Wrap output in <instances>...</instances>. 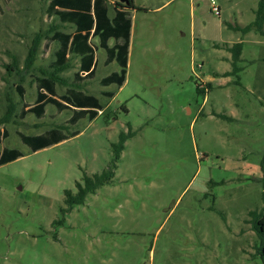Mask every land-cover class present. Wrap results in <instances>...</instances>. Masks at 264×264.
Returning a JSON list of instances; mask_svg holds the SVG:
<instances>
[{"label":"rangeland","instance_id":"374dc122","mask_svg":"<svg viewBox=\"0 0 264 264\" xmlns=\"http://www.w3.org/2000/svg\"><path fill=\"white\" fill-rule=\"evenodd\" d=\"M133 1L125 84L99 85L119 71L103 65L99 47L95 79L80 90L102 112L33 152L16 130L38 134L71 116L48 105L43 119L18 118L35 98L36 69L51 59L43 39L24 70L48 28L49 0H0V150L23 154L0 166V264H264L248 215L264 208V36L229 28L250 24L258 0ZM236 43L240 70L223 76ZM129 132L112 183L63 212L64 191L101 173Z\"/></svg>","mask_w":264,"mask_h":264},{"label":"trees","instance_id":"16d2710c","mask_svg":"<svg viewBox=\"0 0 264 264\" xmlns=\"http://www.w3.org/2000/svg\"><path fill=\"white\" fill-rule=\"evenodd\" d=\"M104 0H54L50 4V8H54L55 5L64 6L70 8L72 11L67 13H60L59 17L68 22H72L76 26V33L71 38L69 35L61 34L59 43L62 44V50L57 54V60L53 63L52 71L47 73L48 78L40 79L38 81V86H44V88L50 93L54 92V84L58 79V74L67 68L66 65V51L67 46L70 48L74 47L77 49L79 46H85L87 51H85L84 56H89L93 59L92 45L88 43L89 32L93 27V35H95L99 40V46L102 47L107 52L108 63L115 60L120 71L118 73H112L101 81L102 86H109L110 84H116L118 87L122 86L126 78V66L128 59V50L130 42V29H131V16L127 11L115 9V14L112 19L108 18V7ZM123 4H127L124 6ZM106 5V6H104ZM115 7H124L128 9L135 10V5L133 0H126L125 3L116 2ZM90 9H93V15H90ZM50 14V13H49ZM234 30H239L243 34L254 31L264 36V0H258V6L255 11L254 20L244 26V27H232ZM84 32V33H82ZM60 35V34H59ZM43 38L41 33H37L32 40V44L29 48L26 60L25 69L33 64L37 49L40 46V42ZM113 40L112 45L108 46V41ZM92 51H91V50ZM228 52L231 54V65L232 70L223 73V76H229L236 74L240 69L237 68V62L240 59L242 52V43H236L231 47H227ZM92 61V60H91ZM91 62H86L82 59L80 65V70H87L86 77L93 78L94 70H90ZM78 75V74H77ZM104 96L108 99L112 98L114 94L112 92H106ZM47 105H52L56 108L58 112L65 110H72L74 114L68 120L70 125H74L78 120L83 118H88V120H93L98 116V112L103 110L102 104L99 100L88 94H84L76 89H69L66 91L65 95H62L60 99H55L49 97L44 100L43 95L39 94L36 103L26 110H22L19 119H23L26 115L32 114L37 118L42 117ZM218 117H223L216 115ZM66 127H58L53 129L51 132L35 137L24 136L23 134H18L20 139L25 143L34 141L35 148L33 151H37L46 147L58 144L66 139L67 136L63 133ZM78 133L73 132L71 136L74 137ZM128 134L121 133L119 135V140L117 143L111 145L112 155L107 167L98 174H93L91 177L84 175L81 182L75 183L76 192L72 193L69 190L64 191V201L67 208L63 212L70 211L73 206L82 204L85 198L89 194H94L97 189L104 185L112 183V179L115 175V170L117 169V163L120 159V154L123 151L124 143ZM39 146V147H37ZM6 153V155H5ZM23 155L15 150H4L1 158V163L5 164L16 160ZM260 169L262 173V185L264 187V156L260 162ZM264 200V191H263ZM250 222L252 229L260 241V247L257 248V253L264 258V208L260 212L251 211L249 212Z\"/></svg>","mask_w":264,"mask_h":264},{"label":"crops","instance_id":"0c3cea01","mask_svg":"<svg viewBox=\"0 0 264 264\" xmlns=\"http://www.w3.org/2000/svg\"><path fill=\"white\" fill-rule=\"evenodd\" d=\"M52 1H54V0H49V3L47 5V9H46V21L48 22L49 25H48V28L46 29V31H44V32L41 33L43 35L42 40L44 39V41H43L44 44H43V48L40 49L41 54L47 55V54H49V52H51V59L48 61V63L45 64V66L38 67L36 69V74L33 75V77H32L33 83H34V86H35V91H36L35 98H34V100L31 103H25V102L22 103L21 108L19 110L18 118H19V115H20V113H21L22 110H26V109H28L29 107L33 106L36 103L39 94L43 95V99L44 100L48 99L49 97H53L55 99H60L61 96L62 95H65L66 94V91L69 90V89H76V90H78L80 92H83L82 90H80V88H83L84 87L83 89H87L88 90L89 87H90V85L92 84V81L95 79V73H96V68H97V57L96 56H97L98 48L100 46H99V40H98V38L95 35H93V27H92V29L89 32L88 43H90V45H92L91 48L93 50V59H91L89 56H84L85 51H87V48L85 46H79V47H77V49H75L74 47L70 48L69 46H67V51H66V56H65L67 68L64 71L60 72L57 75L58 76V79L56 80V82L54 84V92L55 93L50 94L44 88V86H38V81L40 79L48 78L47 73L49 71H52L53 70L52 69V66H53V63H55L56 60H57V54L60 52V50H62V44L59 43V41H60L59 38H61V34L69 35L70 36V40H71V38L76 33V26L72 22L64 21V20H62L59 17V14L60 13L61 14L62 13H67V12H70L72 10L70 8H68V7L59 6V5H55L54 8H50V4L52 3ZM115 3L116 2H113L112 0H104V3H102V4H106L107 6L106 5H104V6L108 7V18L109 19H112L113 18L114 14H115V9L122 10V11H127V12L130 13V10L131 9L124 8V7H115V5H114ZM123 5L124 6H127V4H123ZM89 13H90V15H92V17L94 19L93 9H90V12ZM82 33H84V32H82ZM131 34H132V17H131L130 41H131ZM112 41L113 40H109L108 41V46L109 47L112 45V43H114ZM100 48H102V47H100ZM129 48H130V42H129ZM82 59L85 60L86 62H89V61L91 62L90 70H94V76H93V78H90L89 79V78L86 77V74L88 73L87 70H80L79 71L80 65L82 63ZM128 60H129V50H128L127 66H128ZM113 62H115L117 64V66L119 67L118 63L115 60H113L112 62L108 63V60H107V52L105 51V58H104V61H103V65L104 66H108V65H110ZM127 66H126V74H127ZM70 70H73V71L70 73V75H68L67 72H69ZM119 71H120V67H119ZM118 72L113 71L110 74H112V73H118ZM110 74L102 77L99 80L98 83H99L100 86H102L101 85V81L104 78H106L107 76H109ZM125 82H126V78H125ZM125 82L123 83V85L125 84ZM88 85H89V87H87ZM112 85H115L118 89H120V88L123 87V85L120 86V87H118L116 84H110L109 86H112ZM109 86H102V87H109ZM59 87L63 88V92L62 93H59L58 92V88ZM17 91L19 93L20 99L21 100H24V98H25L24 97L25 96V91L21 87V85H17ZM106 92H109V91H103V92H101V95L104 96V94ZM83 93L84 94H88L87 91H85ZM88 95H91V94H88ZM114 96H115V94H114ZM112 98H110V99H112ZM46 107H45V111H46ZM55 110H56V108H55ZM45 111H44V114L42 115V117H40V118H37L35 116L34 117L37 118V119H43L46 116ZM62 112H69L71 116L74 114V112L72 110H65V111H62ZM62 112H58L57 110L55 111L56 114H60ZM100 112H102V111H99L98 112V115L100 114ZM71 116H70V118H71ZM70 118H68V120ZM68 120H67L66 124L65 125H61V127H68V125L69 126H73V125H70L68 123ZM93 120H91V121H93ZM58 127H60V126H55V127H51V128L45 129V130H43L42 132H40L38 134H33V135H25V134H23V135L24 136H29V137H35V136L47 134V133L51 132L53 129L58 128ZM15 133L17 135L18 134H22V132H20L18 130H16ZM2 136L5 139L8 136V132H7V130L5 128L2 129ZM21 142L23 144L29 146V148L32 151L34 150V148H35L34 141H31V142H28V141L26 142L25 141V143H24L21 140ZM37 147H39V146H37ZM46 148H48V147H46ZM6 149L7 150H15V151H18L19 153H21L17 149H9V148H6V147H2L1 150H0V163H1V158H2L3 151L6 150ZM43 149H45V148H43ZM37 151H39V150H37ZM33 152H35V151H33ZM5 155H6V153H5ZM13 161H15V160H13ZM13 161H11V162H13ZM7 163H10V162H7ZM7 163H5V164H7ZM5 164H2V165H5ZM2 165H0V166H2Z\"/></svg>","mask_w":264,"mask_h":264},{"label":"water","instance_id":"95a60500","mask_svg":"<svg viewBox=\"0 0 264 264\" xmlns=\"http://www.w3.org/2000/svg\"><path fill=\"white\" fill-rule=\"evenodd\" d=\"M126 0H119L120 3H124Z\"/></svg>","mask_w":264,"mask_h":264}]
</instances>
